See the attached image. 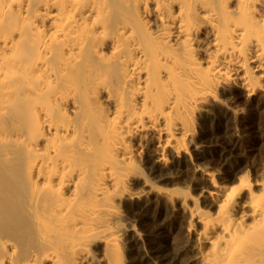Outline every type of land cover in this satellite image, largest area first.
Masks as SVG:
<instances>
[{
    "label": "bare ground",
    "instance_id": "bare-ground-1",
    "mask_svg": "<svg viewBox=\"0 0 264 264\" xmlns=\"http://www.w3.org/2000/svg\"><path fill=\"white\" fill-rule=\"evenodd\" d=\"M234 82L264 94V0H0V264H264V168L186 158Z\"/></svg>",
    "mask_w": 264,
    "mask_h": 264
},
{
    "label": "rangeland",
    "instance_id": "rangeland-1",
    "mask_svg": "<svg viewBox=\"0 0 264 264\" xmlns=\"http://www.w3.org/2000/svg\"><path fill=\"white\" fill-rule=\"evenodd\" d=\"M231 83L225 85L222 97L215 102L204 116L196 118L195 135L199 137L205 146L204 152L192 150L187 155V160L191 166L200 162L201 166L215 173H235L245 172L249 175L257 173L264 168V94L258 93L250 95L243 89ZM229 163V164H228ZM230 170V171H229ZM144 172L143 169H141ZM146 174V172H144ZM185 174H196L193 173ZM193 177H195L193 175ZM188 175L186 180L193 178ZM165 188L176 187L169 182L160 183ZM166 206L156 207L163 210V217L158 225L165 223L163 240H170L167 230L177 229L175 243L182 239V233L178 222L171 216V209ZM143 215V214H142ZM138 223L139 230L153 232L156 224L151 222L147 216L141 217ZM184 245V243H183Z\"/></svg>",
    "mask_w": 264,
    "mask_h": 264
}]
</instances>
